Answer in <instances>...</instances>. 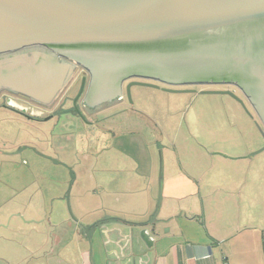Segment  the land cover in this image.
Returning a JSON list of instances; mask_svg holds the SVG:
<instances>
[{
	"label": "water",
	"instance_id": "water-1",
	"mask_svg": "<svg viewBox=\"0 0 264 264\" xmlns=\"http://www.w3.org/2000/svg\"><path fill=\"white\" fill-rule=\"evenodd\" d=\"M58 53L91 72L92 105L122 98L123 83L133 78L233 85L264 126V0H0V91L49 103L72 74ZM134 86L161 89L133 81L129 99ZM200 94L230 96L245 107L230 90ZM148 226L133 223L120 233L124 264L150 258Z\"/></svg>",
	"mask_w": 264,
	"mask_h": 264
},
{
	"label": "crops",
	"instance_id": "crops-1",
	"mask_svg": "<svg viewBox=\"0 0 264 264\" xmlns=\"http://www.w3.org/2000/svg\"><path fill=\"white\" fill-rule=\"evenodd\" d=\"M127 111L115 120L118 127L131 123ZM205 118L212 125L200 135L232 139L220 145L163 146L170 168L160 184L141 172L143 161L128 147L107 148L103 173L109 176L116 168L129 173L96 181L103 189L99 206L76 203L71 228L66 218L53 225L60 230L54 238L48 233L29 242L24 262L124 264L120 233L127 234L133 223H148L155 240L145 264H264V138L254 123L230 124L226 130L220 128L221 117L218 123ZM141 147L130 146L136 152Z\"/></svg>",
	"mask_w": 264,
	"mask_h": 264
},
{
	"label": "rangeland",
	"instance_id": "rangeland-1",
	"mask_svg": "<svg viewBox=\"0 0 264 264\" xmlns=\"http://www.w3.org/2000/svg\"><path fill=\"white\" fill-rule=\"evenodd\" d=\"M164 88L199 93H169L163 91ZM221 88L134 86L131 99L127 96L124 102L110 108L108 115L102 114V117L87 121H67L71 115L63 114L60 121L38 123L0 110V256L4 257H0V264H26L24 258L28 254L25 250L29 242L43 240L49 237L48 233L54 238L60 230L52 229L53 225L66 221V218L71 219L65 225L70 229L72 221H76V203L99 206L103 189L96 181L129 173L117 168L109 176L103 173L100 164L106 159L107 148L129 149L130 154L143 161L141 172L160 184L170 168L163 146L220 145L232 139L221 133L214 135L216 137L200 135L212 125L204 117H212L211 121L217 120V123L221 117L224 124L220 128L226 130L230 124L235 128L254 123L257 129L259 124L264 131L254 109L239 92L236 95L243 100L245 107L230 96L200 94L204 89L215 91ZM75 92L68 94L71 96ZM64 96L62 94L61 99ZM124 110L131 112V123L118 127L114 122L125 116L128 111ZM66 123L70 126L67 127ZM133 142L141 144L142 149L136 152L130 148ZM20 148L18 154H11ZM183 155L182 152V158ZM72 175H75L74 180ZM95 194H98L96 199L92 198Z\"/></svg>",
	"mask_w": 264,
	"mask_h": 264
},
{
	"label": "flooded vegetation",
	"instance_id": "flooded-vegetation-1",
	"mask_svg": "<svg viewBox=\"0 0 264 264\" xmlns=\"http://www.w3.org/2000/svg\"><path fill=\"white\" fill-rule=\"evenodd\" d=\"M61 60L72 64V74L69 76V80L65 87L57 94L49 103H43L37 100L32 99L31 97H27L21 94H16L9 90H1L0 91V110H7L11 113L18 114L30 121H35L38 123H45L46 121H55L62 118L63 114L71 115V117L75 119H80L83 121H87L89 119H94L96 116H99L105 112H107L112 106H115L117 103H122L126 100L127 91L126 86L133 81H145L140 79H130L123 83L122 93L123 97L115 99L111 102H101L98 104L92 105L87 100V95L91 87L92 75L89 70L84 68L82 65L74 63L72 60L58 53L57 55ZM145 83H155L160 85V87H166L167 85L156 82L146 80ZM150 81V82H148ZM197 86H215L222 87L223 91L230 90L235 94L239 92L243 98L247 101L248 99L245 97L243 92L233 85H191V86H182V87H197ZM76 90L74 95L68 94L73 93ZM212 89H204L203 91H208ZM67 92V94H66ZM199 93V92H198ZM64 96L62 99L61 96ZM249 102V101H248ZM70 103V106L66 107L67 104ZM250 104V103H249ZM251 105V104H250ZM253 108V107H252ZM41 111L40 113L36 112ZM22 149L20 148L18 152L16 150L15 153L18 154Z\"/></svg>",
	"mask_w": 264,
	"mask_h": 264
}]
</instances>
